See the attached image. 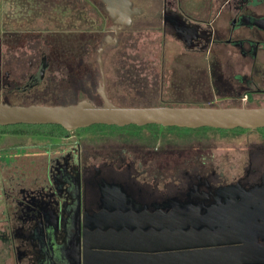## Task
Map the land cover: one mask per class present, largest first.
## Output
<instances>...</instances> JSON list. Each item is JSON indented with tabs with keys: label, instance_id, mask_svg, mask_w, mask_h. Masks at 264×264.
Here are the masks:
<instances>
[{
	"label": "flooded vegetation",
	"instance_id": "af4514ba",
	"mask_svg": "<svg viewBox=\"0 0 264 264\" xmlns=\"http://www.w3.org/2000/svg\"><path fill=\"white\" fill-rule=\"evenodd\" d=\"M82 1L94 9L100 25L91 39L83 40L84 55L76 52V46L66 55L40 38L42 43L37 41V52L29 59L0 56V70L3 64L6 70L0 89L39 95L35 105H68L63 102L76 78L86 86L89 77L93 80L97 74L100 82L98 49L103 47L100 59L110 102L107 61L116 63L117 77L131 89L150 91L161 80L164 103L143 108H264V0H206L197 17L189 15L184 0ZM138 21L145 25L137 26ZM153 21L160 25L154 26ZM143 28L169 35L185 55L162 57L160 72H154L156 65L149 57L143 62L139 56H104L106 50L118 49L126 35L132 40V32ZM91 46L98 47L96 56L89 53ZM132 128L136 130L131 137L93 134L84 138L98 145L95 150L72 145L70 132H85L81 131L85 128L66 130L60 138L31 136L45 138L47 145H39L42 149L35 157H24V165L11 173L13 178L7 169L0 190V206L15 213L5 221L0 242L15 252L16 264H83L85 234H92L96 225L131 221L132 213L168 214L179 209L211 217L219 207L231 211L264 207V128H211L233 133L221 138L233 155L222 156L195 149L203 141L199 135L189 136L188 141L184 135L176 139L158 135L159 129L184 132V128L154 124ZM189 131L194 129L185 132ZM153 140L178 149L192 143L193 151H174L167 145L154 148ZM108 142L127 144L132 151L117 152ZM14 150L7 148L1 154L3 172L18 156L12 155Z\"/></svg>",
	"mask_w": 264,
	"mask_h": 264
},
{
	"label": "water",
	"instance_id": "95a60500",
	"mask_svg": "<svg viewBox=\"0 0 264 264\" xmlns=\"http://www.w3.org/2000/svg\"><path fill=\"white\" fill-rule=\"evenodd\" d=\"M102 52L103 47L98 49L101 79L97 94L102 100L100 107L93 106L87 100L58 106H12L0 103V126L58 125L67 131L92 125L124 127L153 124L185 129L264 128V108L116 107L106 95L100 59ZM228 210L227 207H219L212 212L211 217H199L198 211L188 214L179 209L168 214L132 213L131 221L114 225L108 223L101 228L93 226V233L84 236L82 262L264 264V207L247 206ZM91 240L95 243H90Z\"/></svg>",
	"mask_w": 264,
	"mask_h": 264
},
{
	"label": "rangeland",
	"instance_id": "374dc122",
	"mask_svg": "<svg viewBox=\"0 0 264 264\" xmlns=\"http://www.w3.org/2000/svg\"><path fill=\"white\" fill-rule=\"evenodd\" d=\"M206 0H184V6L189 11L191 17H197L198 11L202 6L203 2ZM144 23L141 21L137 22V26H142ZM145 25V24H144ZM153 25L159 26V21H153ZM99 20L96 12L90 5H87L85 1L82 0H0V56H19L27 55V59L31 55L37 52V41L40 38L43 40H49L59 51L68 54V50L73 49L76 46V52L84 55L82 49V42L86 36L91 39L92 33L95 31H100ZM149 28V27H148ZM127 35L124 37L125 41L120 45L118 49H109L104 52V56H132L141 57V61L147 60V58H152V63H155L153 68L154 72H160L161 59L165 57L170 60V58L175 56L185 55L181 47L176 43V40L171 38L169 35L163 36L161 31L157 29H147L143 28L136 30L135 33L132 32V40L127 39ZM45 44V43H44ZM73 47V48H72ZM47 49V47H44ZM97 46L89 47V53L91 55H97ZM82 51V52H81ZM74 53V55L78 54ZM167 60V61H168ZM115 62L107 61L106 65V81H107V91L108 97L116 107H127V108H143L152 106H161L163 101H160V88L161 80L156 81V86L152 90H135L131 89V86L125 82V80L117 77V71H115ZM22 65L27 66L26 60ZM0 70V81L4 78L5 67L4 64ZM97 70V66L94 68ZM144 71V70H143ZM75 83L72 86V91L68 96H65L63 104H75L81 100H87L95 107L101 106V101L96 94L97 84L99 82V75L96 74L95 79L91 80L89 77L86 86L76 78ZM31 94L25 96L22 94H17L13 92L11 94L7 93V90L0 89V103H6L12 106H27L33 104L34 102L41 100L39 95ZM64 97V96H63ZM119 129L113 127H99L92 125L84 129L85 132L74 131L70 132L72 136L71 140L74 141L72 145H83L88 146L90 150H95L97 146L93 147L90 143L83 141L84 138H89L90 135H100L104 136L113 135L119 136L120 138L131 137L132 133L135 132V128L131 125L118 127ZM158 135L160 137H165L168 139H176V137L182 138L184 135L185 141H188L189 136L199 135L203 138L201 144L195 145V149L200 148L201 152L211 153V155L222 156L226 153L232 154L229 146L221 140V138H229L233 133L227 132H215L212 130H196L185 132L188 130L171 131L159 129ZM144 134H148L147 131H143ZM88 140V139H87ZM90 142V141H89ZM39 145H47L45 138H37L31 136H17L10 134L0 133V156L2 153L6 152L8 148H14L15 152L12 155L16 160L11 162L9 168L5 166V172H3L4 164L0 163V181L6 177L5 174L7 169L9 171L10 178H13L11 173L18 167L24 165V157H35L38 152H40L41 147ZM115 148V151L119 152L122 149L132 151V146L127 144H115L106 143ZM167 144H159L157 141H152V146L161 147ZM22 147L18 152V149ZM170 150L192 152L193 144L185 143L181 144L179 149L174 146H168ZM106 151L110 148H106ZM21 152V154H20ZM3 155V154H2ZM22 155V156H19ZM12 157V158H13ZM21 157L22 160H21ZM38 157V156H37ZM8 212V218H13L15 214L13 209L1 208ZM7 218H2L0 215V231L5 225V220ZM15 252L8 249L7 246L0 242V264H16ZM21 264V263H20Z\"/></svg>",
	"mask_w": 264,
	"mask_h": 264
},
{
	"label": "trees",
	"instance_id": "16d2710c",
	"mask_svg": "<svg viewBox=\"0 0 264 264\" xmlns=\"http://www.w3.org/2000/svg\"><path fill=\"white\" fill-rule=\"evenodd\" d=\"M99 127H113L119 129L116 126L95 125ZM132 126V125H131ZM177 128V127H173ZM184 130H189L185 129ZM201 130H211V128H201ZM81 131H84L83 129ZM1 134L20 135V136H46V137H63L68 132L58 125H10L0 126Z\"/></svg>",
	"mask_w": 264,
	"mask_h": 264
},
{
	"label": "crops",
	"instance_id": "0c3cea01",
	"mask_svg": "<svg viewBox=\"0 0 264 264\" xmlns=\"http://www.w3.org/2000/svg\"><path fill=\"white\" fill-rule=\"evenodd\" d=\"M1 185H2V180L0 181V190H1ZM1 208H4V207H2L1 206ZM0 215L2 216V218H8L9 216H8V212L7 211H5L4 209H1V213H0ZM7 220V219H6ZM5 220V221H6ZM4 221V222H5Z\"/></svg>",
	"mask_w": 264,
	"mask_h": 264
}]
</instances>
